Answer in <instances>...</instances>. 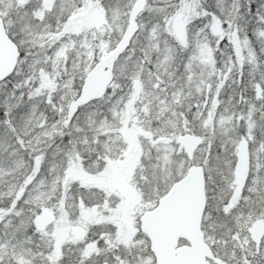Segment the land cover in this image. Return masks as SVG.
<instances>
[{
  "label": "snow or ice",
  "instance_id": "6c2138e0",
  "mask_svg": "<svg viewBox=\"0 0 264 264\" xmlns=\"http://www.w3.org/2000/svg\"><path fill=\"white\" fill-rule=\"evenodd\" d=\"M0 264H264V0H0Z\"/></svg>",
  "mask_w": 264,
  "mask_h": 264
}]
</instances>
